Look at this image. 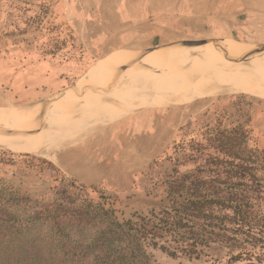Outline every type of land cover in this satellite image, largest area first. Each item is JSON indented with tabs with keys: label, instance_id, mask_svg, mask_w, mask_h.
Here are the masks:
<instances>
[{
	"label": "rangeland",
	"instance_id": "374dc122",
	"mask_svg": "<svg viewBox=\"0 0 264 264\" xmlns=\"http://www.w3.org/2000/svg\"><path fill=\"white\" fill-rule=\"evenodd\" d=\"M107 40V46L94 49ZM208 40L222 41L218 45ZM197 42L204 43L209 57L226 58L231 49L264 45V0H0V106L13 107L54 143L68 146L64 151L85 136L106 86L129 103L121 117L100 122L79 143L90 144L97 134L94 153L103 156L112 142V178L107 186L63 173L62 150L45 157L0 148V219L12 225L15 235L14 242H0V257L35 258L34 249L19 247L48 234L42 220H29L40 202L84 207L96 221L121 222L134 213L146 215L159 204L165 174L175 170L181 174L203 164L202 149L209 147L216 130L240 124L247 130L249 146L264 147L260 86L246 89L228 73L222 77L207 73L214 78L209 79L194 71L190 77L159 80L128 94L118 77L108 79L103 68L112 67L125 50L132 54L115 67V75L132 63L122 74L129 76L134 66L138 70L146 64H164L147 62L154 57L189 59L200 71L202 65L214 68L184 55L183 46ZM81 88L86 92L76 94ZM111 103L121 106L119 99ZM89 152L81 149L74 157L90 158ZM79 163L69 162L67 168L81 167ZM91 224L82 222L70 231V238L89 240L97 230ZM148 251L153 264L247 262L229 263L226 250L218 246L199 256ZM259 260L264 264V255Z\"/></svg>",
	"mask_w": 264,
	"mask_h": 264
},
{
	"label": "trees",
	"instance_id": "16d2710c",
	"mask_svg": "<svg viewBox=\"0 0 264 264\" xmlns=\"http://www.w3.org/2000/svg\"><path fill=\"white\" fill-rule=\"evenodd\" d=\"M247 140L240 124L216 130L206 147L212 151L202 149L203 164L165 174L159 204L146 215L100 222L84 207L40 202L29 220H42L48 234L19 247L34 249L35 258L0 257V264H153L150 248L170 256H199L212 246L226 250L229 263L262 264L264 147L249 146ZM4 221L0 242H14L12 225ZM82 222L97 230L89 240H73L69 233Z\"/></svg>",
	"mask_w": 264,
	"mask_h": 264
},
{
	"label": "bare ground",
	"instance_id": "6f19581e",
	"mask_svg": "<svg viewBox=\"0 0 264 264\" xmlns=\"http://www.w3.org/2000/svg\"><path fill=\"white\" fill-rule=\"evenodd\" d=\"M203 44L204 43L202 42L188 43L186 46H183L184 55L186 58L214 65V68L202 65L203 71H200L189 59L172 60L170 58L154 57L152 59H148L147 62L152 60L154 63L164 64H146L138 70H136L138 66H134V69L131 71L132 73L129 76L122 74L134 64L132 63L128 65L123 72H119L115 75V67L120 66L121 64L123 65L131 56L132 53L128 50L121 51L122 56L119 59L112 61L110 64L112 67L109 66L103 68L109 73L108 79L111 77H118V83L123 88L124 92L128 94L140 91L142 88L152 85L159 80L190 77L194 74V71L200 76L209 79L214 78L208 74L216 77H222L228 73L234 77L235 81L242 88L250 89L260 86L264 92V53L260 51V47L246 46L237 50L231 49L230 52L225 53L227 55L226 58L218 54H216L215 57H209L202 47ZM144 57L146 56L144 55ZM185 62H188L189 65ZM142 64L143 62H138V65ZM109 87L111 86L109 85ZM109 87L106 86L103 95L99 99L83 139L93 132V129L97 124L100 122L112 121L121 117L123 115V109L125 107H129V103L125 101L122 102L120 100L121 93L114 92V89L111 90ZM98 88L99 86H96L92 88L91 91H95ZM222 91L224 90H221L220 92ZM85 92L86 89L84 88L75 91L78 95H82ZM160 92L162 93L163 91ZM112 99H119L121 106L117 107L112 105ZM7 108L8 107L6 106H0V148L27 151L46 157L50 156L49 154L51 152L60 151L68 147L54 143L44 132H42L40 127L31 123V120L23 118L13 107ZM46 111L47 108L37 112V114H35L32 118V121L37 120ZM83 139H81L80 142H82Z\"/></svg>",
	"mask_w": 264,
	"mask_h": 264
},
{
	"label": "crops",
	"instance_id": "0c3cea01",
	"mask_svg": "<svg viewBox=\"0 0 264 264\" xmlns=\"http://www.w3.org/2000/svg\"><path fill=\"white\" fill-rule=\"evenodd\" d=\"M107 45L108 44L104 46H107ZM156 111H160V110L158 109ZM155 112L153 111V113ZM153 115L154 114H152V116ZM143 120H145V118ZM152 121H154V119ZM107 127H109V125ZM109 132H110L109 136L111 137L112 128H110ZM96 135L91 138L92 141L90 144H86L89 141L88 140L87 142L83 144H78L77 146H73V148L71 147L67 150H64L65 152L62 150V152H60V155H59L60 157L59 162L62 163L63 168L65 169L60 168V167L59 168L61 169L63 173L68 171L69 174L74 175L75 177H77V179H80V181L84 183H87V182L91 184L99 183L104 186H107L109 185V183H107V179L112 178V142L109 143L108 146H106L104 150L102 151L103 156L101 155L97 156L94 153L95 145L93 144V142L97 140L95 138ZM81 149H83V152L85 151V149H89L90 158L88 157V158L80 159V158L74 157V153L81 152ZM75 160L79 161L80 162L79 164H82V166L81 167L78 166L72 169L67 168V166H69L68 163L75 161Z\"/></svg>",
	"mask_w": 264,
	"mask_h": 264
},
{
	"label": "water",
	"instance_id": "95a60500",
	"mask_svg": "<svg viewBox=\"0 0 264 264\" xmlns=\"http://www.w3.org/2000/svg\"><path fill=\"white\" fill-rule=\"evenodd\" d=\"M230 39H233V38H230ZM222 40H223V39H222ZM222 40H221V41H222ZM234 40H236V39H234ZM221 41L219 42V41H217V40H208V42H212V43H215V44H218V45H221ZM236 41H240V40H236ZM108 42H109V40H107V41H103L102 43H100V44H99L97 47H95L94 49H98V48H100V47H102V46L108 44ZM240 42H243V41H240ZM259 47H260V50H261L262 52H264V45L261 44Z\"/></svg>",
	"mask_w": 264,
	"mask_h": 264
}]
</instances>
